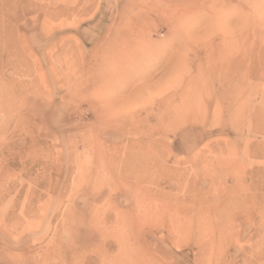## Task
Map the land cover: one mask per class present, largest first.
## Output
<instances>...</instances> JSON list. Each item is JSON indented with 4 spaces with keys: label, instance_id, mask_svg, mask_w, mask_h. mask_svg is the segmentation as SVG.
Segmentation results:
<instances>
[{
    "label": "rangeland",
    "instance_id": "374dc122",
    "mask_svg": "<svg viewBox=\"0 0 264 264\" xmlns=\"http://www.w3.org/2000/svg\"><path fill=\"white\" fill-rule=\"evenodd\" d=\"M0 264H264V0H0Z\"/></svg>",
    "mask_w": 264,
    "mask_h": 264
}]
</instances>
